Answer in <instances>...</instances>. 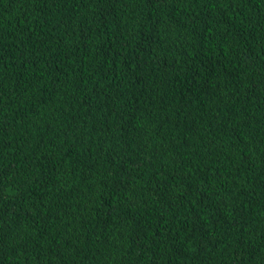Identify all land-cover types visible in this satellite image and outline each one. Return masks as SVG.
Masks as SVG:
<instances>
[{"label": "trees", "instance_id": "obj_1", "mask_svg": "<svg viewBox=\"0 0 264 264\" xmlns=\"http://www.w3.org/2000/svg\"><path fill=\"white\" fill-rule=\"evenodd\" d=\"M0 264H264V0H0Z\"/></svg>", "mask_w": 264, "mask_h": 264}]
</instances>
